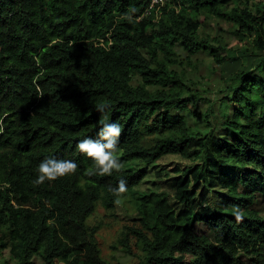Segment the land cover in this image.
I'll return each mask as SVG.
<instances>
[{
  "label": "trees",
  "instance_id": "1",
  "mask_svg": "<svg viewBox=\"0 0 264 264\" xmlns=\"http://www.w3.org/2000/svg\"><path fill=\"white\" fill-rule=\"evenodd\" d=\"M255 1L169 2L254 38L252 66L246 55L235 76L221 70L233 107L220 136L213 125L202 132L171 113L195 109V95L172 70L177 48L204 50L220 66L229 59L221 40L199 34L195 18L173 9L158 22L141 18L150 0H0V257L109 264L89 218L97 206L124 217L128 204L133 224L116 244L137 264H264V213L256 206L264 198V0ZM105 122L122 128L123 170L88 176L95 165L77 143L95 139ZM53 156L75 161L76 173L35 185L38 165ZM171 156L187 165L168 163ZM120 179L128 190L117 203ZM146 183L152 188L143 193Z\"/></svg>",
  "mask_w": 264,
  "mask_h": 264
},
{
  "label": "rangeland",
  "instance_id": "2",
  "mask_svg": "<svg viewBox=\"0 0 264 264\" xmlns=\"http://www.w3.org/2000/svg\"><path fill=\"white\" fill-rule=\"evenodd\" d=\"M258 1L256 0L255 4ZM181 7H184V11H182ZM187 8L188 6L182 5L179 7V12L187 18L193 17L196 22H199V34L206 35L214 41L221 40L226 49L225 54L228 52L229 59L223 66H220L213 63L212 58L210 56L208 57L204 50H201L202 53L191 56L183 52L180 47L177 48L175 56L176 62L172 63V70L177 76L182 77L185 87H188L189 91L195 95V109L194 112H191L188 108H176L171 113L187 116L190 119L192 128L199 129L202 132L208 131L210 125H213L215 126L216 133L222 136L224 133L222 122L226 119L223 115L230 114V107L233 106L230 100H228L230 89L226 93V87L229 88L231 83L227 77L222 75L221 70L235 76L245 66L246 61H244V58L246 55L251 59L248 63L252 66V62L258 60V53L254 49V38L248 36L239 37L236 35L237 33H235L234 28L221 18L214 16L204 17L201 11L194 15ZM220 76L222 81H220ZM132 81L136 82L137 80L132 77ZM184 96L186 98V94ZM209 111H213V113L207 116L209 115ZM167 162L170 164H181L183 166L187 165V161L185 162V160L176 156L169 157ZM149 188H152L151 183L141 185L138 189L144 193ZM256 206L260 212L264 213L263 197L258 198ZM125 207H128V209L124 212V217H122L120 209H117L113 215L112 212L106 211L101 206H97L95 212L89 218V223L92 226H99V230L95 234V239L102 257L109 264L138 263L136 258L125 254L124 250H121L120 246L116 244L124 226L133 224L128 218L132 213V208H129L128 204ZM196 231L204 234L210 233L202 224H197ZM133 253H137L135 248L133 249ZM2 260L7 262V264L14 263L8 251H4L1 254L0 263Z\"/></svg>",
  "mask_w": 264,
  "mask_h": 264
},
{
  "label": "clouds",
  "instance_id": "3",
  "mask_svg": "<svg viewBox=\"0 0 264 264\" xmlns=\"http://www.w3.org/2000/svg\"><path fill=\"white\" fill-rule=\"evenodd\" d=\"M171 0H150L148 6L144 10L142 17H152L154 22H158L163 13H168L170 10H174L176 14L179 13V7L169 3ZM167 5V10H164ZM135 9H132L130 13L124 15V19L132 22V14ZM111 44L110 42L107 44ZM102 46V44H99ZM43 94L41 93V96ZM108 107L106 104H102L96 108V111L103 112ZM176 108L182 107H175ZM188 108V107H187ZM185 109V108H184ZM174 115V114H173ZM177 116V115H176ZM4 132V121L0 119V134ZM122 135V128L118 123L105 122L102 123L95 139L91 137H85L78 141L77 148L79 152L94 162L95 168L87 171L88 176L100 175L111 176L113 172H121L123 165L117 155L118 145L120 137ZM78 169V164L72 160L57 159L56 157H46L38 165L39 175L34 180L35 185H41L46 181H55L58 178H62L66 175L75 174ZM127 182L125 179H120L117 187L112 189L114 195L117 197V203L120 202V198L127 192ZM235 219L237 221L242 220V211L237 207L234 209Z\"/></svg>",
  "mask_w": 264,
  "mask_h": 264
}]
</instances>
